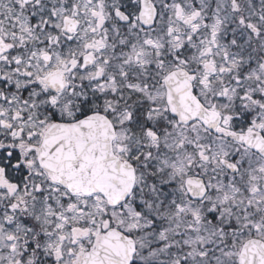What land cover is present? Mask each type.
<instances>
[{
    "label": "snow or ice",
    "instance_id": "6c2138e0",
    "mask_svg": "<svg viewBox=\"0 0 264 264\" xmlns=\"http://www.w3.org/2000/svg\"><path fill=\"white\" fill-rule=\"evenodd\" d=\"M0 264H264V0H0Z\"/></svg>",
    "mask_w": 264,
    "mask_h": 264
}]
</instances>
